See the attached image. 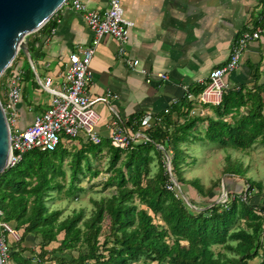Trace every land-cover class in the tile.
<instances>
[{
	"label": "trees",
	"instance_id": "trees-1",
	"mask_svg": "<svg viewBox=\"0 0 264 264\" xmlns=\"http://www.w3.org/2000/svg\"><path fill=\"white\" fill-rule=\"evenodd\" d=\"M51 17L36 31H50ZM32 32V35L34 34ZM26 38L28 53L35 41ZM20 51L0 75V103L7 90ZM28 69L26 70V73ZM255 68L253 85L239 84L224 89L220 102L212 106L214 116L189 115L190 104L180 109L173 105L158 114L159 120L142 129L145 142L117 149L109 141L58 144L53 150L37 148L24 152L18 163L0 173V210L2 219L20 232L8 252L14 264H264V178H245V189L226 190L223 201L201 206L184 202L177 187L187 182L197 193L207 196L212 187L203 188L197 179L183 176L187 144L193 141L215 143L222 148L244 151L256 142L264 145V76L259 81ZM246 109L242 112L241 109ZM175 113L177 119H172ZM131 122L136 130L139 121ZM129 126V125H128ZM81 138V137H80ZM107 155V177L101 186L113 187L111 193L90 199L84 214L78 207L65 213L51 207V193L63 191L74 197L81 191V178L97 176L90 159L101 152ZM183 156L185 158H183ZM156 158L157 169L150 163ZM170 165L166 171V160ZM222 172L243 178L241 163L227 157ZM193 162V160L191 161ZM68 179L65 182V174ZM173 179L176 189L166 185ZM188 180V181H187ZM187 183V184H188ZM218 184V182H216ZM226 189V188H225ZM252 197V198H251ZM257 198V201H252ZM107 220L106 232L102 223ZM31 235L36 245L24 244ZM48 247V248H47ZM214 247H217L214 250Z\"/></svg>",
	"mask_w": 264,
	"mask_h": 264
},
{
	"label": "crops",
	"instance_id": "crops-1",
	"mask_svg": "<svg viewBox=\"0 0 264 264\" xmlns=\"http://www.w3.org/2000/svg\"><path fill=\"white\" fill-rule=\"evenodd\" d=\"M87 8L102 12L108 0H79ZM122 15L132 22L124 43V54H117L118 43L110 36L100 38L89 63V97L110 94L109 106L126 119L139 120L150 113L151 121L173 105L189 103V115L214 116L215 105H203L197 95L212 68L223 65L235 41L243 33L257 32L241 52L237 67L224 74L226 88L253 85L252 74L264 76V0H122ZM51 30L34 32L33 50L15 60L19 74L20 97L16 103L18 126L28 125L34 114L49 104L50 93L41 90L38 80L49 76L57 85L67 65V56L86 46L91 33L82 14L63 4L51 16ZM125 58L137 59V69H130ZM28 72L26 73V70ZM143 69L146 73H140ZM166 78H158L155 73ZM148 73H154L150 77ZM146 78L149 81L146 82ZM5 96V92H2ZM97 115L94 131L108 141L115 114L101 102L92 105ZM245 112L246 109H241ZM172 119H177L172 113ZM150 121V122H151ZM202 130V129H201ZM192 143V142H191Z\"/></svg>",
	"mask_w": 264,
	"mask_h": 264
},
{
	"label": "built area",
	"instance_id": "built-area-1",
	"mask_svg": "<svg viewBox=\"0 0 264 264\" xmlns=\"http://www.w3.org/2000/svg\"><path fill=\"white\" fill-rule=\"evenodd\" d=\"M66 3L73 11L82 14L85 25L91 33L90 42L86 46H77L75 52L68 54L67 65L57 85H53V80L49 76L38 80L40 89L50 93L51 98L45 109L34 114L31 122L22 128L18 126L15 109L20 97L19 83L17 82L19 74L13 69L11 70V75L6 78L5 101L3 104L0 103L8 133L7 167L18 163L22 154L33 148L53 150L58 144L76 143L77 137L98 144L101 138L94 131L97 115L92 108V105L97 102L108 105L115 114V118L111 122L112 129L108 141L112 147L117 149L127 148L134 142L147 141L142 129L159 120L156 116L151 121L150 113H145L138 120L137 129L131 130L126 124V119L121 118L117 111L109 106L110 94L108 92L104 95L89 97L85 91L90 79L89 63L101 37H112L118 43L117 54L119 56L124 54L123 45L127 40L128 29L132 26V22L122 15V0H108L107 8L100 13L87 8L86 4L79 0H66L64 4ZM257 37V32L241 34L233 44L227 61L223 65L209 70L206 83L197 95L201 104L217 105L220 102L226 88L223 81L224 74L237 67L239 56L245 49L248 40ZM125 62L130 69H137V59L125 58ZM138 71L146 73L143 69ZM153 74L148 73L147 75L150 77ZM155 75L161 79L166 78L160 72ZM148 81L149 78H146V82ZM166 171L169 172L167 169ZM170 180L171 183L166 185V188L176 189L173 179L170 178ZM19 235L18 230L2 219L0 210V264H14L10 259L8 247L11 242L19 240Z\"/></svg>",
	"mask_w": 264,
	"mask_h": 264
},
{
	"label": "rangeland",
	"instance_id": "rangeland-1",
	"mask_svg": "<svg viewBox=\"0 0 264 264\" xmlns=\"http://www.w3.org/2000/svg\"><path fill=\"white\" fill-rule=\"evenodd\" d=\"M32 32L26 35V38H30ZM18 52V51H17ZM17 54V53H16ZM15 54V55H16ZM24 54H22L23 56ZM199 131H202V126H198ZM79 142L83 143V138H76ZM186 155H189L185 159V166L183 168V176L188 180L197 179L203 188L212 187L211 192L207 196H201L197 193L194 186L184 184L181 186L180 193L183 196L185 203L186 200L192 201L194 204L199 206L207 204L212 201H223L226 197V190L237 189L235 191H244L245 178H250L252 180H262L264 178V145L259 143L253 144L249 149L244 151L234 150L231 148H222L215 143L193 141L186 146ZM227 157L230 160H237L241 163V168L244 170L243 178H234L231 173L222 172L223 167L226 166ZM183 158H185L183 156ZM193 160V162H191ZM91 167L96 168L99 173L96 177L88 179L83 177L80 179L78 186L81 191L78 192L74 197L66 196L63 191L56 193L55 191L51 193L53 197L50 201L51 207H57L64 211L62 213H69L72 209L84 208V214H88L91 208L90 199H98L102 196H107L112 192L113 187H106L105 189L101 186L108 172L105 171L107 166V155L102 151L98 157L95 159H90ZM156 158L150 163V170L153 173L157 169ZM68 179V171L65 174V182ZM187 180V181H188ZM218 182V184L216 183ZM224 190H223V189ZM226 188V189H225ZM252 198V197H251ZM257 198H255L254 201ZM107 220L105 219L102 223L103 232H106ZM25 245L34 247L36 245V239H33L29 235L25 241ZM48 248V247H47ZM217 247H214L216 250ZM258 258H253L248 261L249 264H256ZM46 264H52V262H47Z\"/></svg>",
	"mask_w": 264,
	"mask_h": 264
},
{
	"label": "water",
	"instance_id": "water-1",
	"mask_svg": "<svg viewBox=\"0 0 264 264\" xmlns=\"http://www.w3.org/2000/svg\"><path fill=\"white\" fill-rule=\"evenodd\" d=\"M65 1L0 0V75L17 51L28 56L26 35L39 29ZM8 155V133L0 106V173L7 168ZM166 169L169 170L168 160Z\"/></svg>",
	"mask_w": 264,
	"mask_h": 264
},
{
	"label": "bare ground",
	"instance_id": "bare-ground-1",
	"mask_svg": "<svg viewBox=\"0 0 264 264\" xmlns=\"http://www.w3.org/2000/svg\"><path fill=\"white\" fill-rule=\"evenodd\" d=\"M167 160H168V158H167ZM169 170H170V165H169ZM176 187H177V185H176ZM179 190H180V188L177 187L178 192H180ZM180 195H182V194L180 193Z\"/></svg>",
	"mask_w": 264,
	"mask_h": 264
}]
</instances>
